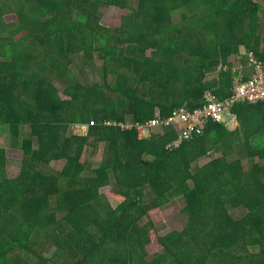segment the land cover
<instances>
[{"label": "trees", "instance_id": "1", "mask_svg": "<svg viewBox=\"0 0 264 264\" xmlns=\"http://www.w3.org/2000/svg\"><path fill=\"white\" fill-rule=\"evenodd\" d=\"M110 8L126 14L105 26ZM260 14L255 0H0V132L22 152L8 179L0 146V264H264V101L235 103L232 125L200 121L177 146L183 127L136 128L207 93L230 99L253 75L228 57L264 63ZM76 58L98 59L101 81H75ZM100 143L93 168L84 154ZM177 199L184 230L151 240V211Z\"/></svg>", "mask_w": 264, "mask_h": 264}, {"label": "rangeland", "instance_id": "2", "mask_svg": "<svg viewBox=\"0 0 264 264\" xmlns=\"http://www.w3.org/2000/svg\"><path fill=\"white\" fill-rule=\"evenodd\" d=\"M256 2H258V4H260L261 9H264V0H255ZM126 11L121 10L119 8H110L102 17H101V23L105 26L108 25H116L120 22L121 16L125 15ZM11 18L12 20L15 19V17L13 15H11V17H8V19ZM176 22L178 21V19L175 20ZM26 23V22H25ZM28 23V22H27ZM35 23L37 24H41L40 21H36ZM260 31L264 30V19L263 21L260 23ZM241 51V49H240ZM244 51V50H243ZM242 51V52H243ZM245 52V51H244ZM228 62L232 63L234 62L233 60V55H230L228 57ZM65 61V59H63V62ZM64 65V63H63ZM62 65V66H63ZM54 67H56V65H54ZM64 68H62V70H64ZM69 70L73 75V78L75 79V81L80 82V74L79 71L80 70H87L86 72L90 73L91 77H89L88 79H85V75H84V79L83 81H94V82H100L101 81V76H98L95 67H91L88 69H85V67H76L75 63H70L69 65ZM66 72L61 71L60 72V76L65 75ZM87 78V77H86ZM63 83L61 81H59V90H63ZM62 98H65L64 96H62ZM72 125L69 126V128L67 129V132L70 133L72 132L70 127ZM88 129H85V133ZM147 135V134H146ZM142 138H147V136H143L141 135ZM263 143H264V138H263ZM0 146L4 149L5 151V156H6V164L4 166V170L6 173V177L8 179H14L17 178L20 174L21 171V161H22V152L16 149H13L11 147V137H10V133L9 132H0ZM37 146V143L35 142V147ZM106 147L103 143H100L99 146L97 147L96 150H87L84 154V159L88 162L91 163L93 168H98L104 161V158L106 156ZM60 162H56V163H52L51 167L52 168H57ZM250 166V164H248ZM149 192V191H148ZM147 192V193H148ZM100 193L108 200V202L113 206H117L118 201L117 199L110 193V188L109 187H103L100 190ZM151 197L149 195L146 196L145 202L147 206H150V201H151ZM185 202L183 199H177L174 202H171L163 207H161L160 209H158L157 211H151V215H153L154 220H155V224H154V231L151 232V240H154V238L156 236L159 237H164L172 232H181L184 230L186 223H187V218L181 213V209L182 207H184ZM243 214L242 210H238L237 211V215L238 217ZM236 215V216H237ZM235 216V217H236ZM161 250V247L159 246V244L157 242H152L149 244H146L143 248V253L145 255H155L157 254L159 251Z\"/></svg>", "mask_w": 264, "mask_h": 264}, {"label": "built area", "instance_id": "3", "mask_svg": "<svg viewBox=\"0 0 264 264\" xmlns=\"http://www.w3.org/2000/svg\"><path fill=\"white\" fill-rule=\"evenodd\" d=\"M233 94L230 99L219 101L215 99L210 93L204 96L203 105L193 112H188L184 108L175 110L170 118L161 119L156 118L151 120L146 125H136L139 132V136H148L149 130L154 127H167L170 124H176L180 128L183 127V131L178 139L174 142L177 146L182 139H188L192 130L200 121L212 120L219 124H230L236 122V116L231 112L232 106L238 102L257 103L264 101V63H255L254 74L251 78L241 82L239 79L236 81L233 88ZM106 125H110L106 123ZM132 124H120L121 130L130 129ZM70 134L76 136H84L87 126L81 124H75L70 127ZM147 134V135H146Z\"/></svg>", "mask_w": 264, "mask_h": 264}, {"label": "crops", "instance_id": "4", "mask_svg": "<svg viewBox=\"0 0 264 264\" xmlns=\"http://www.w3.org/2000/svg\"><path fill=\"white\" fill-rule=\"evenodd\" d=\"M263 19H264V9H261V14L259 15V19H258L259 23H261L263 21ZM260 33L263 35L264 30L260 31ZM242 51H243V49H241V51H240L241 55L238 58H235V56H233L234 62H232V63L229 62V63L232 64L233 68L237 71V73H236L237 76L239 75V76H242L244 79H247V78L251 77L254 73V70H255L254 62H255V60H253V58L250 57V55H247V54H245L244 51L243 52ZM90 61L93 63V64H90V65H92L91 67L94 66L96 72L98 73V69L101 65L100 61L96 58H93ZM76 62L80 63L83 68L84 67L91 68L89 65L88 66L85 65L84 64L85 62L79 58H76L75 62H73V63H76ZM78 63H76V64L79 65ZM79 74H80L79 77L81 79V82H86V81H83L84 75L87 77V78L85 77V79H88L89 77H91L90 73H88V72H84V73L82 72ZM148 191H147L148 192L147 195H149L152 198L150 201V203H151L150 206H151L152 202L155 198V195L151 190H148Z\"/></svg>", "mask_w": 264, "mask_h": 264}]
</instances>
